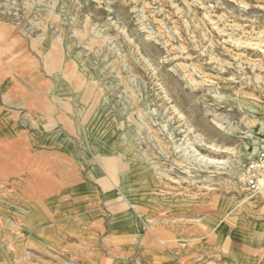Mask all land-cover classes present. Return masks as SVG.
<instances>
[{"label": "rangeland", "instance_id": "1", "mask_svg": "<svg viewBox=\"0 0 264 264\" xmlns=\"http://www.w3.org/2000/svg\"><path fill=\"white\" fill-rule=\"evenodd\" d=\"M0 77V264H233L216 225L264 224V0H0Z\"/></svg>", "mask_w": 264, "mask_h": 264}, {"label": "crops", "instance_id": "2", "mask_svg": "<svg viewBox=\"0 0 264 264\" xmlns=\"http://www.w3.org/2000/svg\"><path fill=\"white\" fill-rule=\"evenodd\" d=\"M55 72L58 73L59 75L58 81L61 83V70ZM51 83H52L51 88L55 90L57 88V80L52 78ZM2 84H3L2 78L0 77V91ZM0 121H2V117L0 118ZM13 132L14 135L16 136L17 130H14ZM30 136H31V141L33 142V147L28 152H26L27 155L28 154L33 155L34 151L45 154H46L45 151H48L47 153L49 154L53 153L58 156L61 155V162L62 159H65L68 162L69 160L71 161L73 159V157L69 155L71 149L66 148L70 144L69 138H63L58 133L45 134L41 136L31 133ZM2 143H3V137L1 130L0 155L4 151ZM34 146H36V148H34ZM35 149H37L38 151ZM1 169L2 166L0 161V172ZM63 193H67V196H64L65 199L69 198V199H74V202L77 201V186L73 184L65 185L63 188H61V195ZM216 228L218 229L217 233L219 237L218 240V246L220 247L219 249L223 248V251L227 255L229 261H231L233 264H258L259 258H257V255L255 254L253 237H254L255 229H257V233L259 234L258 239L260 241V246L263 247L264 249V224H260V225L259 224L256 225L255 223L245 224L242 223V218L236 217L235 225L232 228L227 229L221 223H218L216 225Z\"/></svg>", "mask_w": 264, "mask_h": 264}, {"label": "built area", "instance_id": "3", "mask_svg": "<svg viewBox=\"0 0 264 264\" xmlns=\"http://www.w3.org/2000/svg\"><path fill=\"white\" fill-rule=\"evenodd\" d=\"M238 183L250 196L264 188V151L256 153L241 165Z\"/></svg>", "mask_w": 264, "mask_h": 264}, {"label": "bare ground", "instance_id": "4", "mask_svg": "<svg viewBox=\"0 0 264 264\" xmlns=\"http://www.w3.org/2000/svg\"><path fill=\"white\" fill-rule=\"evenodd\" d=\"M214 148V147H213ZM202 161H204L205 163H208V164H214V165H220V164H223L224 161H219V160H215V159H211V158H205V157H201L200 158Z\"/></svg>", "mask_w": 264, "mask_h": 264}]
</instances>
